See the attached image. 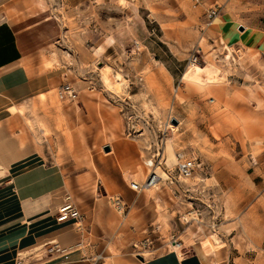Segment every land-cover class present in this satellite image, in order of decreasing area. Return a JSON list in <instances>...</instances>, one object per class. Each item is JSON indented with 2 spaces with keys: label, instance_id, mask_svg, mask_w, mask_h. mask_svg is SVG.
Returning <instances> with one entry per match:
<instances>
[{
  "label": "rangeland",
  "instance_id": "obj_1",
  "mask_svg": "<svg viewBox=\"0 0 264 264\" xmlns=\"http://www.w3.org/2000/svg\"><path fill=\"white\" fill-rule=\"evenodd\" d=\"M3 1L30 64L50 71L41 93L0 114L10 117L0 121V158L10 141L18 160L39 150L63 163L82 230L72 247L46 243L22 259L50 264L78 247L85 263L106 264L119 251L172 249L184 236L178 255L264 264V55L241 33L264 19V0H187L193 14L186 0ZM190 64L198 68L185 75ZM105 66L121 75L118 90L103 85ZM65 83L77 88V103L60 95ZM160 136L159 153L174 137L178 158L160 161L158 185L131 190L130 181L146 178L143 162ZM180 158L202 166L177 178ZM130 159L143 171L131 173ZM241 221L259 237L251 240Z\"/></svg>",
  "mask_w": 264,
  "mask_h": 264
},
{
  "label": "crops",
  "instance_id": "obj_2",
  "mask_svg": "<svg viewBox=\"0 0 264 264\" xmlns=\"http://www.w3.org/2000/svg\"><path fill=\"white\" fill-rule=\"evenodd\" d=\"M1 1L3 0H0V114L11 104L34 97L38 91L41 93L49 84L47 73L50 71L39 73L38 66L30 64L23 41L6 10L2 9L4 1ZM252 30H257L264 40V19L250 31ZM243 43L258 49L264 55V47L259 45V42L246 41L243 38ZM71 101L77 103L78 94ZM7 118L10 117L1 118L0 115V121L8 120ZM6 144L9 146V152L5 154L4 159L0 158V165L4 164L3 174L0 176V264H30L26 255V258L22 259L20 253L39 248L46 243L56 242L66 248L80 242V226L72 220L58 222L55 217V210L66 194L70 195L75 203L73 196L66 191L68 180L74 182L75 179L68 177L64 164L56 162L53 157L47 159L39 150L31 151L30 156L26 155L24 160H18L15 142L9 141ZM77 248L50 264H87L84 261L86 259H80ZM148 248L144 249L149 252ZM108 264L205 263L196 252L178 255L174 249H164L149 257H145L144 252L142 257L127 250L119 251L110 255Z\"/></svg>",
  "mask_w": 264,
  "mask_h": 264
},
{
  "label": "bare ground",
  "instance_id": "obj_3",
  "mask_svg": "<svg viewBox=\"0 0 264 264\" xmlns=\"http://www.w3.org/2000/svg\"><path fill=\"white\" fill-rule=\"evenodd\" d=\"M184 5L187 9V11L190 13V14H193L195 12H197V10L195 8H192V6L188 3V1H184ZM220 21V18L216 15L211 23H218ZM127 30L129 32H136V26L134 24H132L131 26H129L127 28ZM241 33H245V31L241 32ZM246 41H257L259 42V45H261L262 47H264V40L259 36V33L257 32V30H252L248 33H245L243 36H242ZM222 39V38H221ZM204 40V37H201L199 39V44ZM222 41V40H221ZM228 54L226 55L225 59L226 58H229L231 56V50L228 48ZM197 66L194 65V64H190L188 69L186 70L185 72V75L186 74H190V73H193L194 71L197 70ZM121 75L119 73H117L116 75H112L111 72H110V68L108 66H105V67H102L101 68V71H100V78H101V81L103 83V85H105L107 88H112L113 90H118L119 89V85H118V80L120 79ZM43 94H40L39 96L42 97ZM17 111L18 112H22L20 108H17ZM171 117L173 116H170L169 118L171 119ZM241 118V117H240ZM243 118V117H242ZM171 124H169L170 126ZM171 126H174L176 127V125H171ZM245 126L246 128L249 129V125H248V122L245 123ZM164 146L162 147L163 150L162 152H160V156H161V159L157 162V163H154L153 164V168H155V172L158 174L157 172V167L158 165L160 164V161L163 160L164 163H170L174 160H176L179 156V154L175 153V148H174V145H175V138L174 137H168L166 138L165 142H164ZM148 159L145 160L143 163L145 164L147 170H149V167H148ZM128 170L133 173V174H136L138 172H142L143 171V166H142V163L138 160V159H133L129 161V165H128ZM164 175H166L167 173L163 172ZM160 177L162 176L161 174H158ZM144 179V178H143ZM144 181V180H143ZM140 182V180L138 181ZM142 182V181H141ZM140 182V183H141ZM151 188H145V190H149ZM242 222V229H243V232L251 239V240H255L257 237H259V234L260 232L253 226H249L247 224H245V221H241ZM123 224H124V221H123ZM199 229V228H198ZM211 238L214 239V243H217V241L215 240V237H213V234L211 235ZM186 241V238H184V236H180L179 239L177 240H172L170 242V246L172 247V249L176 250V252H178L179 250H181V247L183 246V243H185ZM211 248H216L215 245H212ZM178 250V251H177ZM181 252V251H180ZM201 258L203 261L207 262V256L205 254H202L201 255ZM108 264V262L106 263Z\"/></svg>",
  "mask_w": 264,
  "mask_h": 264
},
{
  "label": "built area",
  "instance_id": "obj_4",
  "mask_svg": "<svg viewBox=\"0 0 264 264\" xmlns=\"http://www.w3.org/2000/svg\"><path fill=\"white\" fill-rule=\"evenodd\" d=\"M197 1V0H196ZM214 10L211 11L210 14H213ZM192 61H196V57L194 56L192 58ZM60 95L67 97L68 99H75L77 97V91L73 88V86L69 83H65L60 87ZM169 127V126H168ZM165 131L161 132V134L164 135ZM163 142V137L160 136L159 140L157 141V148H156V153L154 155H159V147L160 144ZM159 145V146H158ZM153 155V156H154ZM152 158L148 159V173L144 181L141 183L130 181L129 187L134 190V191H141L145 188H152L158 185L161 177L155 172V168H153V164L155 163V160ZM159 160H157L158 162ZM202 163L197 162L194 159H188V158H180L178 161L175 163V168H176V176L177 178H187L189 177L193 171L196 168H201ZM117 203V202H115ZM55 217L56 221L58 222H63V221H70V220H76L80 217V212L75 205V203L72 201L70 195L66 194L64 196L63 202L56 208L55 212ZM147 242V241H145ZM146 244H143V247L145 248ZM138 255L143 257V251H138L136 252Z\"/></svg>",
  "mask_w": 264,
  "mask_h": 264
},
{
  "label": "water",
  "instance_id": "obj_5",
  "mask_svg": "<svg viewBox=\"0 0 264 264\" xmlns=\"http://www.w3.org/2000/svg\"><path fill=\"white\" fill-rule=\"evenodd\" d=\"M240 29H242V27H240Z\"/></svg>",
  "mask_w": 264,
  "mask_h": 264
}]
</instances>
